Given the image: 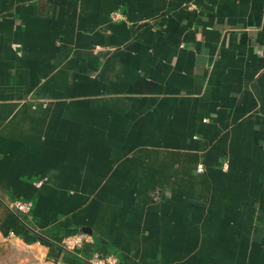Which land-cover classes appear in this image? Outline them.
<instances>
[{"label": "crops", "instance_id": "obj_1", "mask_svg": "<svg viewBox=\"0 0 264 264\" xmlns=\"http://www.w3.org/2000/svg\"><path fill=\"white\" fill-rule=\"evenodd\" d=\"M0 239L264 264V0H0Z\"/></svg>", "mask_w": 264, "mask_h": 264}, {"label": "built area", "instance_id": "obj_2", "mask_svg": "<svg viewBox=\"0 0 264 264\" xmlns=\"http://www.w3.org/2000/svg\"><path fill=\"white\" fill-rule=\"evenodd\" d=\"M112 20H125V16L121 12H114L110 15ZM202 170V166L199 167V171ZM39 185L42 181L38 182ZM32 203L27 201H15L8 206L9 211L17 216L19 219L23 215H28L32 210ZM84 241L83 236H74L66 239L63 246L66 247L70 252H74L75 248L82 245ZM119 259L115 255H103L97 252L92 253V255L83 260L81 264H118Z\"/></svg>", "mask_w": 264, "mask_h": 264}, {"label": "rangeland", "instance_id": "obj_3", "mask_svg": "<svg viewBox=\"0 0 264 264\" xmlns=\"http://www.w3.org/2000/svg\"><path fill=\"white\" fill-rule=\"evenodd\" d=\"M40 257L32 249L0 239V264H43Z\"/></svg>", "mask_w": 264, "mask_h": 264}]
</instances>
